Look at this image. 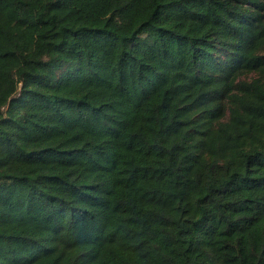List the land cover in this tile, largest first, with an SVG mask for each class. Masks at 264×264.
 Returning a JSON list of instances; mask_svg holds the SVG:
<instances>
[{"label": "trees", "instance_id": "trees-1", "mask_svg": "<svg viewBox=\"0 0 264 264\" xmlns=\"http://www.w3.org/2000/svg\"><path fill=\"white\" fill-rule=\"evenodd\" d=\"M0 264H264V0H0Z\"/></svg>", "mask_w": 264, "mask_h": 264}]
</instances>
